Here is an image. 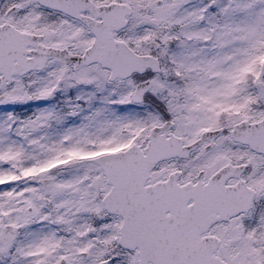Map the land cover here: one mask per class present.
Wrapping results in <instances>:
<instances>
[{"label": "snow or ice", "instance_id": "obj_1", "mask_svg": "<svg viewBox=\"0 0 264 264\" xmlns=\"http://www.w3.org/2000/svg\"><path fill=\"white\" fill-rule=\"evenodd\" d=\"M0 264H264V0H0Z\"/></svg>", "mask_w": 264, "mask_h": 264}]
</instances>
